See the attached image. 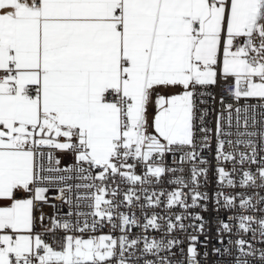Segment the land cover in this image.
Listing matches in <instances>:
<instances>
[{
	"label": "snow or ice",
	"instance_id": "snow-or-ice-1",
	"mask_svg": "<svg viewBox=\"0 0 264 264\" xmlns=\"http://www.w3.org/2000/svg\"><path fill=\"white\" fill-rule=\"evenodd\" d=\"M210 255L264 264V0H0V264Z\"/></svg>",
	"mask_w": 264,
	"mask_h": 264
},
{
	"label": "built area",
	"instance_id": "built-area-1",
	"mask_svg": "<svg viewBox=\"0 0 264 264\" xmlns=\"http://www.w3.org/2000/svg\"><path fill=\"white\" fill-rule=\"evenodd\" d=\"M212 91H213L214 93H217V94L219 93V89H212ZM218 99H219V96L217 95V101H218ZM208 107H209V108L215 107V109H216L217 111L220 110V105H219L218 103H215V104H214L213 101H211V100H209ZM214 120H215V115H214V113H213L212 115L209 116V121H210V125H209V126H211V127H213V128H214V126H215V124H214ZM71 162H72V157H71L70 154H69V155H65V156L63 157V161H62L63 164H67V163H71ZM55 195H56V193H55L54 191H52V192L49 193V196H50V197H53V196H55ZM53 202H55V203H59L58 201H53ZM211 215H212L211 212H210V213H205V218H206V219H209V218L211 217ZM137 231H138V230H137ZM103 232H104V233H107V232H108V228L105 227V228L103 229ZM212 235H213V237H214V236H215V233L213 232ZM47 239L49 240L50 243H53L54 246H59V244L57 243V241L54 239L53 236L49 235V236L47 237ZM200 239H201V240H204V237H200ZM218 246H219V245L216 243V241H215V239H214L213 242H212L211 244H209V247H208V251H209V253L212 252V249H213L214 247H218ZM198 251H200L201 253H203L204 249L201 247V248H198ZM221 259H223V260H227L228 258H227V257L220 258V257H217V256H215V255H210L209 258H208L207 260H204V261L202 262V264H214V262H216V261H218V260H221Z\"/></svg>",
	"mask_w": 264,
	"mask_h": 264
}]
</instances>
